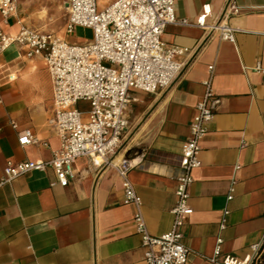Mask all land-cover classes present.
<instances>
[{"label": "crops", "instance_id": "0c3cea01", "mask_svg": "<svg viewBox=\"0 0 264 264\" xmlns=\"http://www.w3.org/2000/svg\"><path fill=\"white\" fill-rule=\"evenodd\" d=\"M49 1L18 0L16 15L7 23L0 15V25L14 34L18 17L36 29L28 22L40 19L38 9ZM113 1L97 0V6ZM228 1L174 0L176 17L188 24H169L161 38L168 46L185 48L176 56L183 68L155 93L130 91L128 125L110 155L132 161L128 176L142 199L149 233L169 230L182 145L212 65V87L220 102L200 142L201 164L191 171L188 203L193 211L182 227V240L191 249L187 264H213L206 257L213 254L217 237L222 254L243 258L264 234V72L254 69L264 67V0H234L237 14L227 13ZM205 5L207 24L224 20L237 28L233 41L194 24ZM57 35L67 40L66 34ZM24 53L16 44L0 52V176L7 161L47 160L60 145L50 123L52 83L45 60ZM25 129L38 143H18ZM73 169L66 186L48 167L0 187V264H146L134 208L123 201L113 166H96L84 156Z\"/></svg>", "mask_w": 264, "mask_h": 264}, {"label": "built area", "instance_id": "2783aa9c", "mask_svg": "<svg viewBox=\"0 0 264 264\" xmlns=\"http://www.w3.org/2000/svg\"><path fill=\"white\" fill-rule=\"evenodd\" d=\"M65 6L66 33L78 26L89 28L90 40L69 42L54 32L31 28L18 17L14 34H8L0 25V52L16 44L24 49L26 57L41 56L45 60L52 83L50 123L60 139L59 148L47 160L7 161L0 176V187L32 170L48 167L53 169L57 183L66 186L74 177V162L84 156L90 157L96 166L111 165L121 180L123 201L134 208L132 219L144 247L145 263L187 264L191 249L182 240V227L186 216L193 211L188 203L191 171L201 164L200 142L220 102L212 87V65L208 66V76L202 81L204 92L195 105L189 136L182 145L176 200L170 209L171 227L162 234L152 235L143 215L142 199L128 176L132 161L110 155L118 148L128 125L125 110L131 100L130 91L155 93L168 87L180 74L183 63L176 56L185 48L168 46L161 36L169 24H188V21L176 17L174 0H114L101 9L97 0H67ZM17 9L18 0H0L4 23L16 15ZM226 10L230 14L240 11L234 0L228 1ZM209 11L205 5L194 24L215 31L222 40L233 41L237 28L224 20L207 24L205 18ZM254 69L264 72V67L258 64ZM8 79L13 80L14 74H9ZM80 100L89 104L84 111L77 107ZM10 124L16 127L12 120ZM18 143L35 144L38 139L25 129L19 132ZM233 190L232 182L228 200ZM227 213L225 209L221 229L225 227ZM221 243L222 238L217 237L213 254L206 257L213 264H264V234L249 246L250 251L243 258L222 254Z\"/></svg>", "mask_w": 264, "mask_h": 264}, {"label": "rangeland", "instance_id": "374dc122", "mask_svg": "<svg viewBox=\"0 0 264 264\" xmlns=\"http://www.w3.org/2000/svg\"><path fill=\"white\" fill-rule=\"evenodd\" d=\"M34 10L35 8H31ZM38 14L42 15L40 19H30L29 24H32L38 30L52 31L55 34H66L69 42L84 43L90 40L92 31L85 27H76L73 32L66 33L65 18L66 9L63 0H50L45 8H39ZM41 10V11H40ZM77 107L80 110H86L89 107L87 101H79Z\"/></svg>", "mask_w": 264, "mask_h": 264}, {"label": "bare ground", "instance_id": "6f19581e", "mask_svg": "<svg viewBox=\"0 0 264 264\" xmlns=\"http://www.w3.org/2000/svg\"><path fill=\"white\" fill-rule=\"evenodd\" d=\"M65 8H66V6H65Z\"/></svg>", "mask_w": 264, "mask_h": 264}]
</instances>
